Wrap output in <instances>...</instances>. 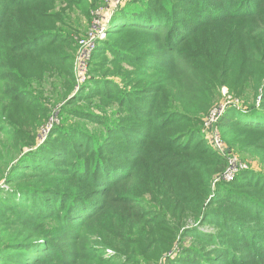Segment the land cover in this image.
<instances>
[{"label":"rangeland","instance_id":"374dc122","mask_svg":"<svg viewBox=\"0 0 264 264\" xmlns=\"http://www.w3.org/2000/svg\"><path fill=\"white\" fill-rule=\"evenodd\" d=\"M133 1L136 0H83L81 10L73 6H61L60 0H52V4L44 5V11L53 13L54 17L51 20L35 21V28L40 31L43 29L44 32H58L62 39L73 40V45L58 44L42 51L48 50L52 56L53 53L59 54V58L55 60H64L63 56L65 54L73 55L71 48L75 49L72 63L73 89L66 93L64 101L59 104L55 102L56 94L63 92L61 83L67 82L65 76H62L63 81L60 77H52L53 71L49 69L45 71L48 67L46 64L38 63L33 57L21 51L4 54L3 64L6 67L2 72L11 80L16 78L17 80L13 83H0V88L8 89L13 95L14 92H18L22 99L33 103L28 106L18 105L24 108L18 106L10 108L13 105H9L7 112L18 118L19 121L29 122L32 118L27 114L33 117L39 114L35 110L43 106L30 94L31 91L20 87L19 75L23 73L27 75L26 79H30L33 84H42L44 95L49 97L54 105L36 134V142L35 145L33 144L38 149L36 154L25 155L27 161L21 164L25 167L16 169L21 173L17 177L14 176L12 183L2 181L0 183V232H11L12 228L20 227L16 225L19 221L27 217L34 218L29 210L24 209V207H28V204L30 210H34L38 215V213L44 212L38 211L37 204L50 201L48 196H44L42 199L39 194H20L18 189L54 188L55 192L59 194L68 192V190L91 192L94 188L90 182L84 180L82 173L79 172L81 168H77V166L80 162H86L87 158L90 161L95 159L92 154L100 157L102 153L97 147L88 150L87 143L89 142L88 146L91 147L94 143L92 141L96 137L113 135L111 138L107 137L109 141L107 147L111 151L118 153L121 149L137 146L132 139L127 142L126 136L121 134V130L144 127L148 124L145 120L149 118L161 117L163 114L175 111L178 113L181 106L177 103L176 97L183 94L178 91V78L181 77L183 68L191 67L193 70L190 74H197L199 78L203 76L202 78L208 86V110L206 113L197 114L194 118L189 115L190 120H198V122L175 124L171 128L173 130L171 134L182 133L191 128H197L199 132L192 133L195 131L194 129L185 138L178 140L175 138L171 141L168 139L171 135L156 131L153 134L155 140L148 141L153 148L150 153L153 155L152 159L161 158L163 163H166L171 169L177 168L176 173L172 177L168 176L167 181L165 180L166 183L157 180L152 183L144 182L141 179L142 176L138 175L140 184L132 187L139 192H144L141 197L151 204L147 206L148 210L156 211L158 217L182 223L187 220L186 223L184 222L183 228L181 225L178 226L177 235H180L186 227L197 226L205 214H211L203 224L198 225L201 226V230L193 232L183 240L178 238L181 250L192 247L206 256L202 257L194 252L182 253L192 260L190 264H200V262L229 264V261L233 262L230 264H248L247 260L251 261L264 254V220L262 221L261 217L257 218L250 211L257 209L258 205L245 202L241 196H250L264 204V151L258 148L261 145L264 146V133L242 136L240 130H229L222 123L228 120L231 122L230 125L238 124L233 110L245 111L242 109L251 106L246 103L253 101L254 95L251 94H254L255 88H258L257 93L260 96H256L254 105L263 106L261 108L264 110V79L258 84H247L248 81L243 79V68L235 66V69L232 70L226 66L222 67L217 57L218 49L214 47L213 42L216 44L223 33L227 35L237 26L233 24L227 27L211 25L208 17L200 18L197 15L201 10L193 4L194 0H141L139 3L143 11L148 10L147 5L153 6L156 10L163 12L165 19H168L170 14H175L173 11H176L179 18H182L184 22H189L188 27L184 25L185 30L181 31L182 36L180 37L184 38L181 45H176L175 42L167 51H163V27L165 26L162 22L150 23L155 29L152 32L145 29L123 28L120 29L121 33L118 36L107 37L106 43L109 47H104V51L94 59L90 57L83 74L75 72V57L79 51L80 40L88 41L90 36L97 34L100 28L108 24L114 13L118 15L119 8L125 4H132ZM180 7L184 9L183 12ZM61 9L64 10L63 13ZM12 14L13 17L16 13L12 12ZM25 15L27 18L31 17V13L28 11ZM201 22L206 23L204 25ZM9 23L11 24V22ZM128 24L134 25L129 22L116 26ZM149 30L151 29L149 28ZM171 31L172 34H175L177 29ZM223 46L226 44L223 43ZM233 52L234 48L230 52L231 55ZM118 53L123 55L119 56ZM156 56L160 59H155ZM184 58H188L187 62ZM92 59L94 63L91 64ZM181 63L184 66L180 65ZM35 65L39 68L38 71L31 70ZM68 65L71 63L69 62ZM41 71H44L43 75L40 73ZM201 72L203 75H200ZM203 72L211 74L217 83H208ZM138 76H142L143 79ZM81 77L84 79L82 84L80 83ZM92 78L104 82L101 85L92 81L90 85H86ZM160 87L163 88V91L156 97L141 94L144 90L146 92L153 91L154 88ZM81 88L84 92L82 97L78 95ZM128 93L129 95H127ZM71 95L74 96L75 102L68 104ZM147 100L151 103L150 110L146 109ZM193 102L195 107L199 106L197 100ZM26 107L29 109L26 110ZM85 111L93 112L101 117L114 131L106 135L99 124L100 118L98 117L96 120V117L90 119L82 116L81 113H86ZM142 111L144 112L143 116L136 114ZM168 119V117L164 118L162 122L167 123ZM3 122L4 120L0 118L2 129H8L7 123ZM17 128L20 126L17 125ZM20 132L27 135L29 130L23 127ZM124 133H127V129L124 130ZM25 138V135L19 134L17 142H26ZM0 139H2L1 135ZM128 143L130 147H126L129 146ZM189 146L191 148L187 149ZM27 148L29 147H25V150H29ZM51 152H59L62 161H58L59 158L54 157L55 155ZM40 156L43 159H40ZM45 159L51 160L55 168L54 173H49V177L46 176L48 174H41L39 173L41 171H33L26 167L29 162L38 165ZM77 162L79 163L76 165ZM73 169L75 171H72ZM144 177L151 179L152 174L146 173ZM90 180L92 178H89ZM102 196L95 195L94 203L101 205ZM120 196L119 192L113 195V197ZM56 198L58 199V197ZM230 199L235 200L233 202ZM181 200H186L185 207L179 204ZM60 202L66 203L62 199ZM5 204L9 206L8 210ZM12 206L16 207L12 208ZM137 206L145 216L151 212L145 210V206ZM199 207L200 210H197ZM113 210L114 208L108 207L106 203L99 217L89 226L87 233L95 238L102 236L104 239L119 236L118 233H120L118 241H121V236L132 241L136 238L137 231L134 228L130 229L128 224L117 222ZM135 211L139 212V210ZM58 216L62 217L61 214ZM242 219L246 220V225L239 222ZM109 229L114 230L115 233ZM250 232H253L251 237ZM244 234L246 237H243ZM225 237L228 238V241ZM89 244L91 243L89 242ZM98 252L107 258L113 256V251L109 248ZM179 256L177 250L174 252L172 250L156 264H167L168 259ZM195 260L196 262L193 263ZM258 260L259 264H264V261Z\"/></svg>","mask_w":264,"mask_h":264},{"label":"trees","instance_id":"16d2710c","mask_svg":"<svg viewBox=\"0 0 264 264\" xmlns=\"http://www.w3.org/2000/svg\"><path fill=\"white\" fill-rule=\"evenodd\" d=\"M51 1L52 0H0V83H13L17 80V78L11 80L6 74H4V72H2L6 67L3 64V56L6 52L16 53L21 51L30 57H33L38 63L43 65L46 64V66L50 67H46L45 71L48 69L53 71L52 77H60L61 81H63L64 79L62 76H65L67 82L61 83L63 92H58L56 94L55 102L59 104L64 101L63 99L66 93L69 92L70 89H73L74 74L72 71V63L75 49L71 48L73 55L68 56L65 54L63 56L65 57L64 60H55L59 58V54L53 53L52 56L51 52L48 50L42 51L45 48L50 49L58 44L73 45V40L62 39L58 32H44L43 29L40 31L35 28V21L51 20L54 17L53 13L46 12V10L44 11L43 9L44 5L47 3L52 4L53 2ZM60 1L61 6H73L76 9H82L83 0ZM140 2L141 0H136L133 1L132 4H125L118 9V15L117 13H114L112 19H110L108 24L104 27L105 38L98 42L96 49L91 56L93 59L100 54V52L104 51V47H109L106 43L107 37L118 36L121 33L120 29L123 28L145 29L152 32L155 29L150 23L152 24L153 22H162L163 26H165L163 27V51H167L172 43L176 42V45H181L184 42V38L180 37L182 36L181 31L185 30V26H187L189 22H184L182 18H179L176 15V11H173L175 14H170L168 19L164 18L161 10H156L153 6L147 5L148 10L143 11L142 7L139 6ZM193 4L201 10L197 15L200 18L208 17L211 25L227 27L230 24H233L234 26H237L236 29L227 35L223 33L219 42L216 44L213 42V45H215L214 47L218 49L217 57L219 62L222 67L226 66L228 69L234 70L235 66L243 68L245 74L243 73L242 75L244 81H248L247 84L260 83V81L264 79V0H194ZM180 10L181 12L184 11L181 7ZM11 11L14 14L16 13L13 17ZM27 11L31 13V17L29 18L25 15ZM61 12L63 13L64 10L61 9ZM9 22H11L12 25ZM129 22L134 23V25L128 24L116 26L121 23ZM201 23L204 24L206 22ZM114 26L116 27L113 28ZM149 28L151 30H149ZM172 29H177V32L172 34ZM223 43L226 44V46H223ZM233 48L234 52L231 55L230 52ZM118 55L122 56L123 54L118 53ZM93 59L91 64L94 63ZM113 59L115 60V58ZM155 59L160 58L156 56ZM184 59L187 62L188 58ZM69 62L71 65H68ZM180 65H183V63ZM31 70L38 71L39 68L35 65ZM192 70L193 68L191 67L183 68V70H181V77L178 78V91L183 93L176 97L178 101L177 103L181 106V110L178 113L175 111L174 113L163 114L161 117L155 116L154 118L145 120L146 124H148L144 127L124 128L121 130V134L126 136L125 140L127 142H130V139L136 142L137 146L134 145L132 148H125V150L121 149L118 153L109 150L107 147L109 144L107 137L111 138L113 135L108 134L114 130L110 129L106 124V121L93 112L85 111L86 113H81L82 116L90 119L96 117L97 120L99 117V124L106 132V135H108L106 137L103 136L102 138L96 137L93 141L91 140L94 142L91 147L88 146L90 143H87L88 150L92 149V147H97L99 152L102 153L100 154L101 156L99 157L96 154H92L95 156V159L93 158V160L90 161L87 158L86 162H80L77 166V168H81L79 172L82 173L84 180L86 179L90 182L94 189L88 193L72 192L68 190V192L60 194L55 192L54 188L35 190H31L32 188L18 189L17 191L20 194H39L42 199H44V196H48L50 201H43V203L37 204L38 211L44 212L38 213V215L35 214L34 210H30L28 204V207H24V209L29 210L31 212L30 214L34 215V218L27 217L19 221L16 225H19L20 227L16 229L12 228L13 230L11 232H0V263L156 264L158 260L160 261L164 255L170 251L172 252V250L173 252L177 250L178 255L180 256L178 258L168 259L167 264H190L192 260L188 259L185 254H182L186 252H194L197 255L199 254L202 257H206L192 247H189V249L183 248L181 250L178 238L183 240L193 232L201 230V226L198 225L203 224L211 214H205L197 226L192 228L186 227L182 230L180 235H177L179 231L178 226L181 225L183 228L184 222L186 223L187 220L182 223L158 217L156 211L148 210L147 206L151 204L147 203V201L141 197L144 192H139L132 187L140 184L138 183V175L142 176L141 179L144 182L152 183L154 180H157L166 183L167 177H172L176 173L177 168L171 169L170 166L163 163L161 158L152 159L153 155L150 153L153 148L148 141L155 140L153 134L156 133V131L171 135L168 138L171 139V141L175 138L177 140L185 138L190 131H193L195 128L174 135L171 134L173 131L171 128H173L175 124L181 122H198V120H190L189 115H191V118H194L197 114L206 113L208 110V86L205 84V81L202 78L203 76H200L201 79L197 74H190ZM40 73L43 75L44 71H41ZM203 73L205 74L208 83H217V80H214L211 74H207L206 72ZM200 75H203L202 72ZM26 77L27 75L25 73L19 75L20 87L24 90L31 91L30 94L33 95L43 106L35 110L36 113L39 114H36L33 117L32 115L27 114L32 118L29 122L19 121L18 118L11 116V114L7 112L9 105H13L10 107L12 108L20 104L28 106L33 103L28 102L24 98L22 99L18 92H14L13 95L8 89L0 88V118L4 120L3 123H7L6 127H8V129L3 130L0 126V135L2 138L0 139V183L1 181L4 183H12L14 176L17 177L21 173L16 169L25 167L21 166L22 163H26L27 161L25 155L28 153L32 156L33 154H36V151L38 150L36 146H34V143L36 142V134L45 122L44 120L47 119L50 114V109L54 105L50 98L44 95L42 84H33L30 79H26ZM138 77L143 79L142 76ZM92 81L93 83L98 82L101 85L102 82H104L92 78L86 83V85H90ZM162 91L163 88L160 87L154 88L153 91H147L152 94L147 93L146 90L141 94L156 97L158 96V93H161ZM254 91V94H251L254 95L253 101L246 103L251 106L242 109L245 111L233 110V113H235L237 117L238 124H235V126L230 125L231 122L228 120H223L224 123H222L229 130H240L239 132L242 136L264 133V110L261 108L263 106L259 107L254 105V101L257 98L256 96H260L257 93L258 88H255ZM83 93L84 92H82L81 88L78 95L82 97ZM127 95H129V93ZM196 100L199 102V106L197 107L194 106L193 102ZM74 102L75 98L71 95L67 103L71 104ZM145 104L147 106L146 109L150 110L151 103L149 100H147ZM18 107L24 108L22 106ZM25 109L27 110L29 108L26 107ZM143 113L144 112L142 111L137 112L136 114H141L143 116ZM167 117L169 118L167 123H163L162 119ZM17 125L20 126V128H17ZM21 127L28 129L29 133L26 135L23 132H20L22 129ZM126 129L127 133L125 134L124 130ZM197 131L199 132L196 128L192 133ZM19 134L25 135L26 142H17ZM173 145L178 147L176 144ZM24 146H28L29 148L27 149L29 150H25ZM126 147H130V144ZM188 148L191 147L189 146L187 149ZM258 148L264 151V146L261 145V147ZM51 153L55 155L54 157L59 158L58 161H62V156L59 152ZM46 157L48 158L49 156ZM40 159L43 158L40 156ZM32 160L36 161L35 159ZM52 163L51 160L45 159V161L42 160L38 165L29 162L26 164L28 165L26 167L33 171H41L39 172L41 174H48L46 176L49 177V173L52 174L55 171L54 164ZM78 163L79 162H77L76 165ZM72 171H75V169ZM146 173L152 174V178H145L144 174ZM89 178H92V180L89 181ZM116 192L121 193V196L113 197ZM97 194L100 196L103 195L101 205H99L100 203H94V200L96 199L95 195ZM56 197H58V199ZM241 197H243L242 200L245 202L258 205L257 209L250 211L254 213L257 218L261 217L260 219L263 221L264 204H261L258 200L251 198L250 196L243 195ZM60 199L66 201V203L62 204ZM233 200L230 199V201ZM106 203L108 207L110 206L114 208L113 211L115 213V218L117 217V222L128 224L130 229L134 228L137 231L135 234L136 238L132 241H128L121 236V241H118L120 233H118L119 236L108 239H104L102 236L95 238L87 233L89 226L99 217ZM179 204L182 205V207H185L186 200H181ZM137 205L142 207L145 206V210L151 212L145 216ZM5 207L7 210L9 209V206L6 204ZM15 207L16 206H12V208ZM200 207L197 210H200ZM135 210H139V212H136ZM60 214L62 215L61 218L58 216ZM239 222L246 225V220L244 219L239 220ZM109 231L115 233L112 229H109ZM252 233L253 232H250V237ZM243 237H246L245 234ZM225 239L228 241V238L225 237ZM89 242L91 244H89ZM106 248L113 251V256L107 258L98 252ZM96 252L99 254H95ZM257 258L264 261V254L257 256ZM257 258H254L251 261L247 260L246 263L259 264ZM195 262L196 260L193 263ZM228 263L230 264L233 262L229 261ZM200 264L204 263L200 262Z\"/></svg>","mask_w":264,"mask_h":264},{"label":"built area","instance_id":"2783aa9c","mask_svg":"<svg viewBox=\"0 0 264 264\" xmlns=\"http://www.w3.org/2000/svg\"><path fill=\"white\" fill-rule=\"evenodd\" d=\"M104 37L105 29L103 27L97 31V34L90 36L88 41L80 40L79 51L75 57V72H79L82 74L85 72V67L87 66V63L94 50L96 49L97 42L101 41ZM82 80L84 79L81 77V84Z\"/></svg>","mask_w":264,"mask_h":264}]
</instances>
